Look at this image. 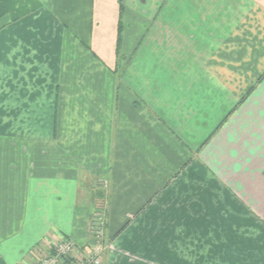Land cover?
<instances>
[{"label": "crops", "instance_id": "crops-1", "mask_svg": "<svg viewBox=\"0 0 264 264\" xmlns=\"http://www.w3.org/2000/svg\"><path fill=\"white\" fill-rule=\"evenodd\" d=\"M123 6L0 0V264H264V0Z\"/></svg>", "mask_w": 264, "mask_h": 264}, {"label": "built area", "instance_id": "built-area-1", "mask_svg": "<svg viewBox=\"0 0 264 264\" xmlns=\"http://www.w3.org/2000/svg\"><path fill=\"white\" fill-rule=\"evenodd\" d=\"M105 210L98 208L91 216L89 222V233L93 240V245L89 250H82L88 255L80 256L75 261H67L69 255L75 256L77 249L69 240H61L53 246L50 254L41 255V252H34L33 264H102L103 254L107 242L105 241Z\"/></svg>", "mask_w": 264, "mask_h": 264}, {"label": "rangeland", "instance_id": "rangeland-1", "mask_svg": "<svg viewBox=\"0 0 264 264\" xmlns=\"http://www.w3.org/2000/svg\"><path fill=\"white\" fill-rule=\"evenodd\" d=\"M69 30H70V32H72V29H70L69 28ZM99 182H101L102 183V185H101V187H102V189H101V192H103V193H105V194H107V192H106V189H107V184H105V183H107V181L106 180H100ZM104 187V188H103ZM99 190H100V188H99ZM101 201V200H100ZM103 201V200H102ZM105 204V203H104ZM104 204H102V205H104ZM105 206V205H104ZM106 207V206H105ZM105 209V208H104ZM93 212H95V211H93ZM93 212H92V214H93ZM91 214V215H92ZM72 244H74V246L76 247V245H75V243H73L72 241H70ZM58 243V242H57ZM56 244V243H55ZM55 244L53 245V246H55ZM93 245V240H91V242H90V246L89 247H91ZM77 248V247H76ZM78 249V248H77ZM84 250V249H83ZM87 250H89V249H87ZM41 252V251H40ZM31 254H33V252H31ZM41 255H47V252L46 253H44V251H42L41 252ZM84 255H88V253H84L82 250H76L75 251V256H71V255H69L68 257H66V259H67V261L69 260V261H71V262H73V261H75V259L77 258V257H80V256H82V257H84ZM104 257V256H103ZM33 260H34V256H32V260L30 261V263H20V264H33ZM102 261H103V259H102ZM254 261H255V259H254V257L251 259V262H252V264H254ZM244 262H246V263H244V264H249V262H250V260L249 259H245V261ZM259 263V262H258Z\"/></svg>", "mask_w": 264, "mask_h": 264}, {"label": "trees", "instance_id": "trees-1", "mask_svg": "<svg viewBox=\"0 0 264 264\" xmlns=\"http://www.w3.org/2000/svg\"><path fill=\"white\" fill-rule=\"evenodd\" d=\"M119 2H120V19H119L118 31H117V53L120 50V42H121V36H122V19H121V15H122V11L124 9V6H123L124 0H119Z\"/></svg>", "mask_w": 264, "mask_h": 264}]
</instances>
